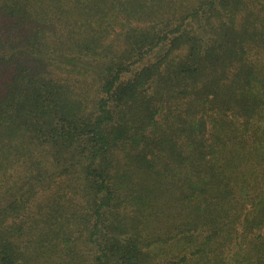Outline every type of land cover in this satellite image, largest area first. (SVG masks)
<instances>
[{"label":"trees","instance_id":"16d2710c","mask_svg":"<svg viewBox=\"0 0 264 264\" xmlns=\"http://www.w3.org/2000/svg\"><path fill=\"white\" fill-rule=\"evenodd\" d=\"M0 264H264V0H0Z\"/></svg>","mask_w":264,"mask_h":264}]
</instances>
